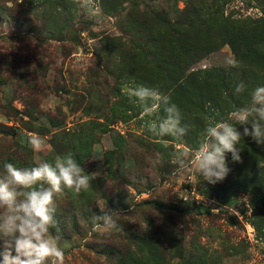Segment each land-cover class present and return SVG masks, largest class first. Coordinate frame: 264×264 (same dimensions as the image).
<instances>
[{"label":"rangeland","instance_id":"374dc122","mask_svg":"<svg viewBox=\"0 0 264 264\" xmlns=\"http://www.w3.org/2000/svg\"><path fill=\"white\" fill-rule=\"evenodd\" d=\"M95 2L101 12L89 17L79 0H0V174L53 161L56 147L96 174L88 190L56 199L64 264H264V145L242 136L241 161L227 153L216 184L173 162L236 109L219 85L235 66L227 60L244 68L245 96L247 78L264 76V0ZM139 85L170 95L186 137L147 130L164 113L141 116L123 91ZM29 133L46 151H32ZM100 208L119 213V231L94 229Z\"/></svg>","mask_w":264,"mask_h":264},{"label":"clouds","instance_id":"9594fccd","mask_svg":"<svg viewBox=\"0 0 264 264\" xmlns=\"http://www.w3.org/2000/svg\"><path fill=\"white\" fill-rule=\"evenodd\" d=\"M80 7L89 17H96L101 10L95 0H79ZM229 65H235L232 59ZM245 85L235 87L237 94ZM123 91L142 109V117H151L163 111L158 120H150L147 130L156 137H172L181 140L189 133V127L182 124V115L170 95L158 87L139 85L124 86ZM243 126V133L237 126ZM244 137H251L257 145H264V86L256 87L246 106L236 108L227 119L211 122L205 129V138L197 149L185 150L174 163L181 171L195 170L209 184L222 182L229 174L226 154L233 162H240L241 149L237 147ZM28 146L34 153L47 149L46 139L39 134L29 133ZM167 144L168 141H163ZM95 173L86 174L71 152L57 155L53 161L39 159L33 167L4 165L0 174V242L3 250V264H64L65 251L60 236L53 235L57 222L56 199L65 191L79 194L92 187ZM102 215L94 217V229L102 234L119 231V213L100 208ZM15 253V255H13Z\"/></svg>","mask_w":264,"mask_h":264},{"label":"trees","instance_id":"16d2710c","mask_svg":"<svg viewBox=\"0 0 264 264\" xmlns=\"http://www.w3.org/2000/svg\"><path fill=\"white\" fill-rule=\"evenodd\" d=\"M207 46L208 45H205L204 47L200 46L198 51H200V52L207 51L208 50V49H206ZM182 51L184 53H186V54L189 53V49L187 47L182 49ZM233 51H234V53L236 55V58L238 56H241V57L243 56L242 52H241V49L237 50V49H235V47H233ZM202 56L203 55H201L200 57H202ZM159 59L160 58H155L153 64L155 65V67L157 66L158 69L161 70V69H163V66L167 65V64L165 62L159 61ZM187 60L188 61L190 60V63H192L194 61L193 59H189V58ZM236 61H237V59H236ZM167 63H169V62H167ZM181 63H183V62H181ZM169 64L178 65L177 62H176V64L175 63H171V62ZM242 72H244V68H242V66H240V65L235 64L234 68L228 69V71H226V72L221 71L219 73V76H220L219 85H220L221 89L223 90V92L226 94L227 100L235 108H239L241 106H244V105L250 103V100H251L250 98H251L252 91L258 86H264V76L261 77L258 82L256 81V78L254 76V79L256 81V84H255L254 82H252L251 75H250V77L247 78V85H249L251 87L254 86L253 89L251 90L250 95L249 96H245V94H246L245 91H244L243 94L242 93L237 94L235 92L236 85L238 83H240V82H243L244 85L246 84V81H244L246 79L243 77ZM56 148L58 149V150H56L58 155H63L64 152H66V150L69 149V147H63V148L60 147V149H59V147H56ZM164 209H165L164 211H166V212L170 210L167 206L164 207ZM119 261H122V260H119ZM118 264H124V263L119 262Z\"/></svg>","mask_w":264,"mask_h":264}]
</instances>
